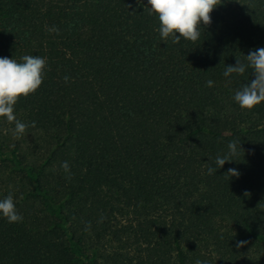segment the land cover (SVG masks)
<instances>
[{"label":"trees","instance_id":"obj_1","mask_svg":"<svg viewBox=\"0 0 264 264\" xmlns=\"http://www.w3.org/2000/svg\"><path fill=\"white\" fill-rule=\"evenodd\" d=\"M146 6L0 0V57L48 61L15 105L35 126L0 118V198L23 216L0 217V264H264V103L232 100L250 72L223 76L264 47V0H223L179 43Z\"/></svg>","mask_w":264,"mask_h":264},{"label":"clouds","instance_id":"obj_2","mask_svg":"<svg viewBox=\"0 0 264 264\" xmlns=\"http://www.w3.org/2000/svg\"><path fill=\"white\" fill-rule=\"evenodd\" d=\"M223 0H147V8L150 15H155L159 22L158 32L162 41L172 39L173 43L181 40L196 42L200 39L202 25H210L212 18L210 13L220 5ZM50 32L59 33V29L52 27ZM48 61L40 55H24L20 60L8 57H0V118L14 124L13 133L17 137L23 136L26 130L35 126L18 119L15 105L19 98L27 97L35 93L42 85ZM254 79L242 83L234 91L232 100L241 109L251 110L255 106L264 103V47L256 48L245 55L243 61L237 59L235 65H225L223 76L231 83L233 74L244 75L249 73ZM70 77H64L65 82ZM213 80L206 81L208 87L214 85ZM228 151L223 155H217L215 166L207 168V174L213 175L222 168L226 162L236 161V157L243 149L241 143L232 140L228 143ZM61 168L70 174L71 169L67 161L62 162ZM229 177H239L240 173L235 168L228 169ZM247 195V193H245ZM0 217L6 218L9 223L23 221V216L18 212L16 199L12 194L0 198ZM246 241L238 242L237 246H243ZM197 264H207V261H197Z\"/></svg>","mask_w":264,"mask_h":264}]
</instances>
